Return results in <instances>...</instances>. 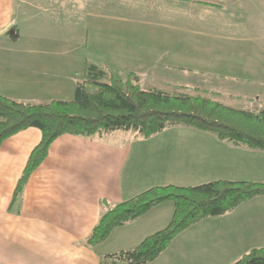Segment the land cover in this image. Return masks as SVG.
I'll list each match as a JSON object with an SVG mask.
<instances>
[{
    "label": "crops",
    "instance_id": "obj_1",
    "mask_svg": "<svg viewBox=\"0 0 264 264\" xmlns=\"http://www.w3.org/2000/svg\"><path fill=\"white\" fill-rule=\"evenodd\" d=\"M86 64L116 78L133 73L145 90L256 105L264 101V9L257 0H0L1 95L70 101ZM40 139L28 128L0 146V264H100L135 248L168 224L171 204L100 245L86 239L106 209L154 186L264 183L263 151L176 126L144 140L60 136L15 196ZM263 246L258 197L184 230L148 264H232Z\"/></svg>",
    "mask_w": 264,
    "mask_h": 264
},
{
    "label": "trees",
    "instance_id": "obj_2",
    "mask_svg": "<svg viewBox=\"0 0 264 264\" xmlns=\"http://www.w3.org/2000/svg\"><path fill=\"white\" fill-rule=\"evenodd\" d=\"M83 75L70 101L27 104L0 94V146L28 128L41 132L40 142L28 158L15 196L45 160L51 144L63 135L90 138L133 132L149 139L167 128L182 126L210 133L219 141L264 152V109L236 110L201 96L141 89L133 73L116 78L91 64H86ZM258 197H264V183L219 180L198 186H154L106 209L86 239V245H100L115 229L169 202L172 215L163 229L144 238L135 248L106 255L100 262L148 264L184 230ZM232 264H264V246L248 251Z\"/></svg>",
    "mask_w": 264,
    "mask_h": 264
},
{
    "label": "rangeland",
    "instance_id": "obj_3",
    "mask_svg": "<svg viewBox=\"0 0 264 264\" xmlns=\"http://www.w3.org/2000/svg\"><path fill=\"white\" fill-rule=\"evenodd\" d=\"M257 1H258V4H259V7L264 9V0H257ZM117 77L120 78V76H117ZM141 89H146V88H145V86H141ZM217 101L219 103L227 106V107L229 106L231 108H235L236 110H244V111L255 110V111H252V112H257V111H260V110L264 109V101L263 102H256V105H252V103H250V102H241V101H236V100H234V101H232V100H222V101L217 100ZM129 134H133L134 135L133 132H129ZM208 134H210V133H208ZM210 135H212V134H210ZM142 140H144V139L142 138ZM147 144L148 143H145L144 145L147 147ZM217 172L219 173V169H217Z\"/></svg>",
    "mask_w": 264,
    "mask_h": 264
}]
</instances>
